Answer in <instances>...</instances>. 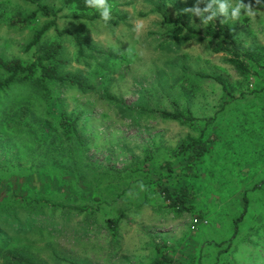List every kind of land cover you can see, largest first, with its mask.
<instances>
[{"label": "rangeland", "instance_id": "374dc122", "mask_svg": "<svg viewBox=\"0 0 264 264\" xmlns=\"http://www.w3.org/2000/svg\"><path fill=\"white\" fill-rule=\"evenodd\" d=\"M107 2L106 23L98 11L65 0H0V58L29 62L58 40L60 72L82 75L87 86L83 93L50 85L51 97L78 119L80 139L71 140L59 127L55 99L48 103L26 83L0 92V264H17L12 255L34 264H151L164 254L173 264H264V8L243 0L254 16L219 15L253 54L241 74L228 54L214 51L216 40L176 39V25L165 23L164 16L175 20L185 10L190 27L204 35L206 24L192 8L209 0ZM41 4L61 9L56 26L64 33L51 27L32 45L53 18L39 13L21 27L10 21ZM5 76L0 70V81ZM186 82L194 88L189 96ZM131 107L156 113L137 115ZM177 109L199 121L159 114ZM242 112L249 121L241 133ZM207 123L221 136L199 173L194 212L174 213L141 172L154 171ZM244 192L251 206L236 233ZM109 219L119 220L115 235Z\"/></svg>", "mask_w": 264, "mask_h": 264}, {"label": "trees", "instance_id": "16d2710c", "mask_svg": "<svg viewBox=\"0 0 264 264\" xmlns=\"http://www.w3.org/2000/svg\"><path fill=\"white\" fill-rule=\"evenodd\" d=\"M65 3L69 6H73L81 11L90 10L91 8L86 6L85 0H65ZM205 5L202 4L201 9ZM61 9H54L53 7L45 4L38 6L37 10L27 14L25 16L16 15L11 19L10 23L14 26H24L33 22L37 15L40 13L45 17L53 18V20L44 25L39 31L35 33L33 44L40 42L45 33L51 27H55L58 34L64 33L56 26L57 19L60 17ZM188 12H180L177 19H171L164 16L166 24H175L176 29L173 30L174 37L179 39L183 35H187L185 40L188 41L193 38L197 39H211L216 40L214 51L216 53H226L230 56L229 61L235 67V69L241 73L246 74L249 70L248 59L253 58L251 50L244 52L241 45L238 43L235 28L229 23L223 22L219 15L213 20L204 22L205 34L202 35L200 31L193 30L188 22ZM208 15V13H204ZM203 20V19H202ZM2 18L0 17V23ZM76 43L79 47V53L84 49V41L79 35L75 36ZM62 45L58 40L46 42L43 46L44 55L36 57L34 60L24 62L20 59L5 60L0 58V70L3 71L6 76L0 81V92L8 90L13 84H29L33 88L40 89L45 94L47 102L51 103L53 99L57 103V117L58 124L62 130L63 136L66 139H73L79 137L78 132V119L72 115H69L66 109L62 106L58 97H51L50 85L55 84L61 87L70 86L77 87L83 93L87 92V86L85 85V79L80 74H62L60 72L61 65L64 64L59 58ZM189 83L192 82L190 78L186 79ZM188 82H186L187 86ZM222 88L226 94H230V86L221 81ZM189 85V84H188ZM193 86H189V89L185 88V95L189 96L193 94ZM257 94V93H256ZM50 96V97H49ZM259 97L260 94H257ZM111 99H113L110 96ZM264 99V87H262V100ZM133 112L137 115H149L156 113L155 110H149L145 107H138L137 109L131 107ZM160 116L163 119L171 121H177L186 125H190L195 120H198L193 116L190 110L182 111L180 109L174 111H159ZM242 115L241 124H239V131L245 132L246 123L249 121L246 112L240 113ZM199 121V120H198ZM231 125L234 126L232 123ZM211 123H207L204 129L197 137H188L183 140L175 149L169 152V156L163 160V162L154 167V171L141 172L146 179L147 189L158 193L165 202V208L171 210L174 213L183 214L186 212H194L195 201L197 197V185L199 173L205 158L212 152L213 147L219 142L221 134H218L216 130H213ZM259 130H264V106H262V124ZM255 132V131H254ZM223 135V134H222ZM143 171V170H141ZM263 187V186H262ZM99 200V196L95 197ZM250 200L248 195L243 194V211L241 215L234 220L235 232L239 231L240 223L244 220V216L247 214L250 208ZM108 227L115 235L119 227L118 219L107 220ZM166 249L169 246H164ZM162 250V249H159ZM8 256H11L8 254ZM12 263H25L34 264L31 261L26 260L22 255H12ZM173 258L169 256L161 255L154 260L151 264H173Z\"/></svg>", "mask_w": 264, "mask_h": 264}, {"label": "clouds", "instance_id": "9594fccd", "mask_svg": "<svg viewBox=\"0 0 264 264\" xmlns=\"http://www.w3.org/2000/svg\"><path fill=\"white\" fill-rule=\"evenodd\" d=\"M85 3L87 7L98 11L100 17L106 23L111 18V5L107 2V0H85ZM213 3L216 5L215 9H212L211 7ZM255 4L264 8V0H255ZM253 9V6L244 3L243 0H235L234 3L232 0H209V4H207L203 9L192 8V12L199 15L206 23L213 20L218 15H222L225 18H231L233 21L239 19L242 15L254 16L255 12ZM204 13H208V15L205 16ZM141 27L142 24L137 22L135 29L139 30Z\"/></svg>", "mask_w": 264, "mask_h": 264}]
</instances>
